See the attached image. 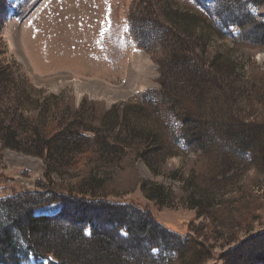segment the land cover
<instances>
[{"label": "rangeland", "instance_id": "obj_1", "mask_svg": "<svg viewBox=\"0 0 264 264\" xmlns=\"http://www.w3.org/2000/svg\"><path fill=\"white\" fill-rule=\"evenodd\" d=\"M231 3L6 0L0 112L21 147L10 148L15 146L11 134L0 138V202L20 204L14 219L24 223L31 211L35 217L56 216L63 198L55 193L66 185L77 190L73 184L90 173V180L110 194L104 201L128 207L126 224L144 217L173 237L153 249L160 255L154 261L145 253L148 233L131 231L140 245L132 242L129 252L125 248L126 264H264V175H259L264 161L255 163L254 146H245L243 161L232 165L221 154L227 146L231 156L241 157L240 145L236 151L224 133L216 139L236 117L264 125V50L255 37L236 42L238 30L227 12ZM249 11L264 23V5ZM231 12L240 19V11ZM3 17L1 3L0 23ZM133 31L147 35L144 43L137 45ZM208 65L212 81L196 86L193 73L206 74L200 71ZM183 96L189 105L178 107ZM186 107L190 113L184 115ZM195 123H205L202 128L215 141L203 137L199 142ZM67 126L76 135L64 152L58 137ZM51 127L58 137L48 142L61 162L35 155L39 137ZM214 143L219 150H210L212 159L200 156ZM84 188L78 190L84 193ZM96 206L88 209L98 216L105 205ZM9 215L1 211L0 221L10 223ZM71 219L77 222L78 216L67 214L59 221ZM105 224L98 229L113 238V225ZM49 239L40 246L33 239L40 257L31 253L24 264H49L52 257L64 264L59 239ZM185 246L191 247L188 253ZM189 252L198 256L195 261H189Z\"/></svg>", "mask_w": 264, "mask_h": 264}, {"label": "trees", "instance_id": "obj_2", "mask_svg": "<svg viewBox=\"0 0 264 264\" xmlns=\"http://www.w3.org/2000/svg\"><path fill=\"white\" fill-rule=\"evenodd\" d=\"M3 4L4 9V17L2 22L0 23V31L7 23L8 18V8L6 5V0L1 1L0 4ZM214 6H217L218 4L216 2H213ZM245 5V11H241V8ZM264 5V0H232V3L230 4V11L228 12L229 17L233 20L230 25L235 26L239 33L236 37V42L239 43L241 40L244 41H253L252 37H255L254 41L257 42V45L259 48L264 50V23L260 21H256V19L252 16L249 9L251 6L258 7ZM218 7H220L218 5ZM236 10L240 11V19L235 17L231 11ZM226 12V11H225ZM242 20V22H240ZM174 30V29H173ZM249 34V35H247ZM133 35H135L137 45L138 43H144L143 38H145L147 35L140 36L139 33L136 31H133ZM143 37V38H142ZM245 43V42H244ZM214 58L211 59L209 62L210 66L211 63H213ZM176 65V64H175ZM207 66L203 69V71L200 72H206V74H194V77L191 79L195 81V85L199 86L202 84L204 86L205 79L207 81H212V77L210 75V66ZM201 76V77H200ZM161 78H166L165 73H161ZM197 78V79H196ZM190 79V80H191ZM193 81V83H194ZM177 82V81H176ZM173 82V84L177 87H181L178 83ZM190 86V84H188ZM195 85H193L195 87ZM261 88H264V86H261ZM181 89V88H180ZM259 92V91H258ZM262 92V89H261ZM190 95V93H189ZM184 98H176L179 99L180 104L175 103L178 105V107L182 106H188L189 100L185 101ZM192 101V100H191ZM192 104V102H191ZM186 109V110H185ZM185 109L182 108V114H186L189 112L188 107ZM109 113V112H108ZM190 113V112H189ZM7 116L4 113L0 112V138L2 137L3 133L11 134V141L14 143L15 146H11L10 148L12 150L18 151V149L21 147L20 140L17 141V134H15V131H12V127H10V123L6 125L4 122L6 119L4 117ZM12 121V120H11ZM234 123L226 124L224 127V132H217L221 133L216 137H222L224 134L227 138V140L230 141V143H235L238 147L240 145L241 147V157L240 155L235 153V156L232 155L226 150V147L223 150V154H221L223 159L230 158V164H236L238 160L241 162L242 160V152L245 150V146H254V156L253 161L255 163H261L262 160L264 161V125L260 123H254V122H248L244 123L239 118H235ZM202 124V123H201ZM194 126L195 130L198 132L199 136H196L197 139H199V142L202 140L203 137L206 139H211L210 137L211 132L208 131V129H203V125L206 126V124L199 125V123H195ZM218 128L219 125H216ZM56 128H50L47 129V131L44 132L43 136H40L39 134H36L37 137L41 138L42 142L40 141L39 145L37 146V155L38 157H41V155H45V160H51L56 162H61L62 157L58 156V151L56 149H53L52 144L48 142L49 140L56 139L55 131ZM62 132L59 133L58 139H63V143H61L60 149H63V151H69L66 147L69 144V140H71L76 133L72 132L69 127L61 128ZM200 130V131H199ZM195 131V132H196ZM194 133V131L191 133V135ZM224 133V134H223ZM52 135V137H51ZM216 135V134H215ZM61 136V137H60ZM84 137V136H83ZM80 137V138H83ZM39 138L34 141L37 143L39 141ZM183 138V135L182 137ZM47 139V140H46ZM197 141V140H195ZM214 137L211 139V142H214ZM197 141V143H199ZM12 143V144H13ZM217 143V142H216ZM215 143L209 148V151L202 152L200 156L206 157L207 155L212 159L213 154L210 152V150H214V147H217L219 150V147ZM227 145V144H226ZM223 148V147H222ZM205 151V150H204ZM227 156V158L225 157ZM238 156V157H237ZM54 157V158H53ZM213 160H216L215 158ZM87 163V162H86ZM85 163V164H86ZM91 167V166H90ZM48 168V167H47ZM92 168H89V171ZM263 169V168H262ZM213 170H210V173L213 174ZM262 173L259 175H264V169L261 170ZM83 173V172H82ZM83 175V174H81ZM86 175V176H85ZM80 180L81 182L77 184H73L77 187V190L69 189L67 185L65 186V190H62L61 188L60 192L55 193L57 197H62V203L63 208L62 210L53 217L48 216H38L35 217L32 214L27 216L25 218L24 223L18 220H15L14 217L16 213L19 211L20 204L17 203V206H14V201H1L0 204L8 203V205L0 206V209L3 213H7L9 215V222L12 224V228H7V225L3 221H0V264H24L29 259V256L34 255L36 258L37 253L35 252L34 248H37L36 246L31 245L34 241V243L37 246H40L42 244L41 241H49V237H56L59 239V253H62L65 257L64 264H126L125 259L123 258L125 248L128 249V252L133 249V246L140 245L138 242L140 241V238H135L131 236V233L139 231V232H145L148 233V240L149 244L147 245V250L145 251L147 257L151 258L150 260L156 261L158 258H160V255L154 254L153 249L157 248L161 241L163 240H172L173 237L171 234L169 235L167 232H164L165 229L161 225H155L152 224L151 221L146 220L145 222L144 217H141V211L138 210L139 214H137V218L141 217V221H138L140 223H133V224H126L125 219L127 218V213L129 210L126 206H120L112 204L111 202L104 201L106 199L105 196L110 195L109 193L105 192L104 187L102 188L98 184H94L93 180H90V173L85 174ZM71 185V184H70ZM56 189H58V186H54ZM85 187V188H84ZM84 188V193L80 192L78 189ZM67 193V196L64 194ZM76 194V195H75ZM77 194L84 195L85 197H79ZM69 199L70 203V209L69 207L66 208L68 203H65ZM81 204V205H79ZM105 205V208L103 210V213L100 215H93L89 212V209H96V205ZM16 205V204H15ZM73 205V206H72ZM10 206V207H9ZM34 206V205H33ZM40 207V206H39ZM33 208V207H32ZM79 208V209H77ZM102 208V207H101ZM0 211V212H1ZM11 211V213H9ZM72 211V212H71ZM136 212V213H138ZM67 214H73L75 216H78L77 222L71 220H65L63 222H60L59 220L62 219V217H65ZM146 215V213H144ZM136 215V214H135ZM144 215V216H145ZM148 217V216H147ZM93 220L96 222L94 223ZM53 222V227H56L55 229L52 228L51 223ZM106 222L107 225H113L114 230V237L111 238L109 234H107V229H98V225L101 223L102 226ZM150 222V223H149ZM79 224L78 227H73L74 224ZM149 223V225H148ZM105 224V225H106ZM64 226V227H62ZM69 229L66 230V229ZM88 229L90 230L89 235H84V230ZM133 231V232H131ZM15 232V233H14ZM169 232V231H168ZM171 233V232H169ZM16 234V235H15ZM68 236V239L66 238ZM66 238V239H65ZM172 238V239H171ZM29 240V241H28ZM114 241H117L120 244V247H114ZM25 242L28 243L25 244ZM116 242V243H117ZM132 242H134V245L132 246ZM40 243V244H39ZM187 249V253L189 250H191L190 246H185ZM193 253H196L194 250H192ZM191 255V256H190ZM159 256V257H158ZM197 255H192L191 252H189V261H195L197 259ZM45 258V257H44ZM148 258V259H149ZM48 259V258H46ZM49 264H61L59 263L55 258L52 257V260L49 262Z\"/></svg>", "mask_w": 264, "mask_h": 264}]
</instances>
